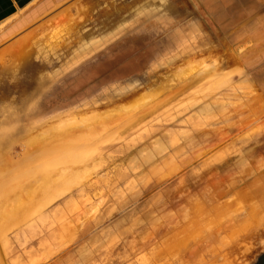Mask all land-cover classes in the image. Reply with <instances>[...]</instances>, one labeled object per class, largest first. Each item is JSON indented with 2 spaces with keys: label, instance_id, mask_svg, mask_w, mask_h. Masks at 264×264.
I'll use <instances>...</instances> for the list:
<instances>
[{
  "label": "rangeland",
  "instance_id": "374dc122",
  "mask_svg": "<svg viewBox=\"0 0 264 264\" xmlns=\"http://www.w3.org/2000/svg\"><path fill=\"white\" fill-rule=\"evenodd\" d=\"M229 1L69 0L11 35L12 13L0 22V146L36 180L25 220L0 207V264H264V192L246 195L264 188V6L243 24ZM145 92L133 122L92 126ZM51 138L23 160L28 139ZM205 199L223 207L198 216Z\"/></svg>",
  "mask_w": 264,
  "mask_h": 264
},
{
  "label": "bare ground",
  "instance_id": "6f19581e",
  "mask_svg": "<svg viewBox=\"0 0 264 264\" xmlns=\"http://www.w3.org/2000/svg\"><path fill=\"white\" fill-rule=\"evenodd\" d=\"M171 62H172V60H171ZM173 62H176V61H173ZM172 62V63H173ZM234 62H236V61H234ZM164 63V62H163ZM167 63V62H166ZM176 64V63H175ZM188 64V63H187ZM187 64H186V66H187ZM178 65H180V63L178 64ZM194 65V64H193ZM192 65V66H193ZM172 66H173V64H172ZM171 66V64L170 65H168L167 66V68H169V67H172ZM175 66V65H174ZM173 66V67H174ZM185 66V65H184ZM189 66V65H188ZM187 66V67H188ZM192 66H191V64H190V67H188V68H191L192 69ZM172 67V68H173ZM176 67H178V66H176ZM186 67V68H187ZM172 68H169V69H167L168 70V72L169 71H171V69ZM182 68V69H181ZM180 69H179V67L177 68V70L178 71H180L179 73H180V77H181V73L182 72H184V71H182L181 72V70H183V67H181ZM194 68H196V67H194ZM184 69H185V67H184ZM191 69H189V70H191ZM185 70H187V69H185ZM173 71V70H172ZM174 72H175V70H174ZM172 73V72H171ZM179 73H177V74H179ZM194 73V72H193ZM192 73V74H193ZM176 74V73H175ZM171 75H173V74H171ZM185 76L186 77V75L185 74H183L182 73V76ZM191 75V74H190ZM175 76V75H174ZM189 76V75H188ZM187 76V77H188ZM172 77V76H171ZM175 77H177V79H179L180 80V82H181V78H178L179 76H175ZM184 77V78H185ZM186 77V78H187ZM183 78V77H182ZM185 78V79H186ZM184 79V80H185ZM194 79V78H193ZM176 80V79H175ZM164 81V80H163ZM168 81V80H167ZM174 82V81H173ZM172 83V82H171ZM173 84V83H172ZM178 84V83H177ZM187 84V83H186ZM174 85H176L175 83H174ZM192 85V84H191ZM197 85V84H196ZM166 86V85H165ZM184 86V85H183ZM160 87V86H159ZM159 87H157V88H159ZM167 87H169L168 89H170V87H171V85H167ZM187 87H189V86H187ZM194 87V86H193ZM153 88V87H152ZM151 88V89H152ZM161 88V87H160ZM151 89H149V90H151ZM164 89V88H163ZM162 89V90H163ZM166 89V88H165ZM148 90V91H149ZM158 90H160V89H158ZM153 91H155V90H153ZM151 92L150 93V95L152 94V93H154V92ZM157 92V91H156ZM155 92V93H156ZM161 92V91H160ZM166 92V91H165ZM159 93V92H158ZM158 93L157 94H152L153 95V97H155L156 95H158ZM143 94H145V95H147V96H138L136 99H133L134 100V103L132 102V103H130L129 105H127V107H123L124 109H120L119 108V106H118V108H119V110H118V108L117 109H114V111H112L113 113H108V112H106V114L108 113V115H106V114H104L103 116H98L97 115V117H98V119H94L93 118V120H98L97 121V123L95 124V122L96 121H93V120H90V122H91V124H92V126H96L97 124L99 125V128L101 129V131H104L106 128H108V127H110V125H109V123L108 122H110L111 121V125H115V124H118V123H120V122H122V120L124 121V120H126V118H128V117H132L133 118V114L138 110V109H140V108H142L145 104L147 105L148 103H150V102H148V100H152V98H151V96L149 95V92H148V94H146V92L145 93H143ZM179 95V94H178ZM132 98V97H131ZM150 98V99H149ZM172 98V97H171ZM169 100V99H168ZM167 100V101H168ZM171 101V100H170ZM148 102V103H147ZM134 104V105H133ZM131 106V107H130ZM121 107V108H122ZM130 107V108H129ZM151 107V106H150ZM115 108V107H114ZM126 108H127V110H129V111H127L126 110ZM148 108V107H147ZM147 108H145V110H147ZM241 108H243V107H241ZM227 109V108H226ZM240 109V108H239ZM112 110V109H111ZM117 110V111H116ZM144 110V109H143ZM100 112V111H99ZM117 112V113H116ZM114 113L115 114H118L117 115V117H115V116H113L114 115ZM71 114V113H70ZM96 114V113H95ZM101 114V113H100ZM110 114H112V115H110ZM69 115V114H68ZM106 115V116H105ZM67 115H65V117H66ZM92 116V115H91ZM91 116L89 117V119L91 118ZM68 117V116H67ZM134 117H136V116H134ZM64 117L62 116L61 117V119L62 120H60V119H58L60 122L62 121H64V119H63ZM69 118L72 120V119H74L73 117H70L69 116ZM130 119V118H129ZM134 119L135 118H133L132 120H131V122H133L134 121ZM106 120H109L108 122L106 121ZM56 122H58L57 120H55ZM66 121V120H65ZM67 121H69V120H67ZM83 121V120H82ZM81 120H80V122H82ZM100 121V122H99ZM79 122V123H80ZM108 124H107V123ZM78 122H76V120H74V122H73V124H75V126L73 125V124H71V123H69L68 124V126L69 127H67L66 125V127L68 128V130H66V131H64V132H62V134L63 135H66L64 138L63 137H61L60 138V140H59V142H58V140L57 139H54L53 140V138H51L49 141H45V142H38L37 140H33V139H28L27 140V142H26V151H25V153H23L22 154V157H23V160H27V158H29V157H31V156H34V155H38L39 157H37L36 158V160H41L44 156H45V151H46V144L47 143H57L58 142V144L59 145H63L61 148H63V151L65 150H67L68 149V145H70V143L71 142H74V141H77L78 140V138H80L81 136H74L75 135V133H74V131H76V130H74V129H76V127H78V126H80L81 125V123L79 124ZM106 123V124H105ZM128 123V122H127ZM79 124V125H78ZM83 124V123H82ZM91 124L89 125V126H91ZM132 124V123H131ZM76 125H78V126H76ZM74 126V127H73ZM92 126L89 128L88 127V129H91L92 128ZM94 126V127H95ZM70 127L74 130H72V129H70ZM85 127H87V126H83L82 128H85ZM93 127V128H94ZM92 128V129H93ZM86 129V128H85ZM79 130V129H78ZM81 131V130H80ZM91 131V130H90ZM90 131H88L87 133H83V137L84 138H86L85 140H88L89 138L88 137H90L91 136V132ZM32 131L31 130H28V131H26V133L27 134H30ZM35 132V131H34ZM42 132L40 131V132H36L35 133V135H36V138H41L42 137V135H39V134H41ZM74 133V134H73ZM62 135V136H63ZM210 137H213V138H215V134H213L212 133V135L210 136ZM207 138V136L205 135L204 137H202L201 136V134H197V135H193V137H192V139L196 142V143H200L202 140H204V139H206ZM210 140H213L212 138H210L209 139V141ZM207 142H208V140H207ZM248 152L249 151H243L242 152V155H241V157H240V159H238V158H233L232 159V163H231V166H230V170H234L235 169V167L237 166V165H239L240 163H241V160L245 157V156H247L248 155ZM10 160L11 159H8V157L5 155V153L3 152V150L1 149V146H0V207L2 208V207H4V212H3V214H2V220L3 219H5L6 221H9L10 220V225L11 224H14L15 222H20V221H23V220H25L26 218H27V215H24L25 214V209L24 208H27V207H30V205H34V195L32 194V193H35L34 192V187L31 185V184H36V180H34V177H32V175H29L30 173L29 172H26L24 169H21V168H18V172L16 173L17 174V176L16 175H14L13 174V172H11L10 173V171H9V168L12 166V165H9L10 164ZM240 160V161H239ZM74 162L75 161H71V162H69V164H74ZM66 163V162H65ZM69 167V166H68ZM72 168H74V167H72ZM72 168H69L68 170V172L67 173H63L60 177H59V181H58V186L59 185H68V187H69V189L71 188V185H69V184H71V182L68 184H65L64 183V181H66V182H68L71 178H69L70 177V175L71 174H74V173H72L73 172V170H72ZM79 168V167H78ZM77 169V168H76ZM74 169V171L75 172H77L78 170H80L79 172H81L82 170H81V168H79V169ZM62 171V170H61ZM61 171H59V173H61ZM257 171H255L253 168H251L250 170H246V171H244L243 173H242V176L240 177V178H238V182H245L246 180L247 181H250L249 179H251V177H253V176H255L257 173H256ZM79 175V174H78ZM263 175H264V173H263ZM81 176V175H80ZM257 178V176H255V179ZM73 179V178H72ZM76 178H74L73 180H72V182H74V180H75ZM254 179V180H255ZM218 181H220V179L218 180ZM76 182V181H75ZM231 182V178H229L228 180H227V186L229 187L230 186V184H231V186L230 187H235V185L236 184H238V182L237 183H235V181L234 180H232V182ZM214 185V184H213ZM247 187H250V186H252V184L250 183V182H248L247 184ZM66 186L65 187H63V188H65V190H66ZM62 188V187H61ZM68 189V188H67ZM255 190H257L256 192H251L250 194H246L247 195V197L248 198H250V199H253L252 197H255L256 195H259L260 194V192H264V188L263 189H259V187H256L255 188ZM225 192H226V190H225ZM239 195H240V193H239ZM251 196V197H250ZM214 197H218V198H220V197H222V192H220V193H216L215 194V196ZM241 197V196H240ZM238 200H240V202H242L241 201V198H239ZM249 200V199H248ZM202 201H204V202H200L199 204H197L196 206H198L199 207V210H197L198 211V216L199 215H201V214H204V215H206V214H208V213H211V212H215V211H217V208H221V207H223V206H221V207H216V208H213L212 206L211 207H209V208H204L205 206L207 207L208 205H206L205 204V202H206V199L205 200H202ZM234 204V203H233ZM205 205V206H204ZM235 206H237L236 204H235ZM236 210H238V209H240L238 206L237 207H234ZM234 210V209H233ZM197 211H194V212H197ZM255 216H256V214L254 213V212H249V213H247V218L245 219V221H243V224L244 225H246V223H247V221H249L250 219H251V217H252V219L255 221L256 220V218H255ZM246 222V223H245ZM232 245H234L235 246V244H232ZM143 246H146V245H143ZM239 246V245H238ZM233 247V246H232ZM236 247V246H235ZM230 248V247H229ZM229 248H227V249H229ZM229 250H232V249H229ZM166 251H168V249L166 250ZM225 254H226V252H224ZM228 253V252H227ZM229 254V253H228ZM196 264V263H195Z\"/></svg>",
  "mask_w": 264,
  "mask_h": 264
},
{
  "label": "crops",
  "instance_id": "0c3cea01",
  "mask_svg": "<svg viewBox=\"0 0 264 264\" xmlns=\"http://www.w3.org/2000/svg\"><path fill=\"white\" fill-rule=\"evenodd\" d=\"M67 1L69 0H0V22H4L6 20L5 17L12 13L11 18H13V20L7 30L8 34L11 35L26 27L28 24L37 21L55 8L64 5ZM263 2L264 0H241L239 3L238 1L233 0V2L229 1L227 5L231 4L232 7H237L238 10L236 11H239L241 16L247 17L246 15L249 13L252 6H258L260 8L264 6ZM248 17L247 20L243 17V24L246 21H249ZM243 24L242 26H244ZM258 27L264 28L263 25ZM242 29H247V26H244Z\"/></svg>",
  "mask_w": 264,
  "mask_h": 264
}]
</instances>
